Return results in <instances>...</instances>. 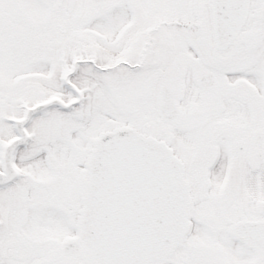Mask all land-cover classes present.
Instances as JSON below:
<instances>
[{
	"label": "snow or ice",
	"instance_id": "6c2138e0",
	"mask_svg": "<svg viewBox=\"0 0 264 264\" xmlns=\"http://www.w3.org/2000/svg\"><path fill=\"white\" fill-rule=\"evenodd\" d=\"M0 264H264V0H0Z\"/></svg>",
	"mask_w": 264,
	"mask_h": 264
}]
</instances>
